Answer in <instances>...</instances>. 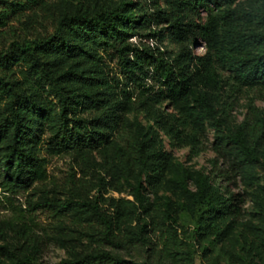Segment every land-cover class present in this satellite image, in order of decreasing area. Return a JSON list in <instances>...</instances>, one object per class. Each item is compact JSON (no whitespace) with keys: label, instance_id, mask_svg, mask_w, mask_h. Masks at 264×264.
<instances>
[{"label":"trees","instance_id":"16d2710c","mask_svg":"<svg viewBox=\"0 0 264 264\" xmlns=\"http://www.w3.org/2000/svg\"><path fill=\"white\" fill-rule=\"evenodd\" d=\"M209 1L217 7L214 11L208 9ZM237 1L150 0L148 12L133 9L132 3L113 6L102 1L91 10L75 7L62 13L49 37L12 42L0 51V150L6 185L24 191L45 178L43 160L35 152V137L36 128L50 117V101L38 94V89L46 92L47 87V93L57 99L59 121L46 144L50 154H72L93 166L99 157L116 169V186L122 180L132 188L135 209L142 214L148 211L144 192L158 190L165 174L175 167L171 180L191 205L196 235L204 230L212 234L223 220L237 215L238 209L222 200L207 175L197 172L194 189H190L183 168L174 165L168 153L155 149L153 134L158 131L175 147L196 154L205 125L210 124L214 134L224 137L234 151L244 173L250 177L255 168L264 170L263 114L251 109L233 132L225 134L237 98L222 71L229 68L240 84L264 78V8L244 15L232 8ZM8 2L14 8L27 9L42 1ZM201 10L206 11L204 19ZM131 29L146 34L133 43ZM165 32L175 51L162 47ZM196 40L203 43L202 55L193 52ZM98 48L116 58L120 77L105 74ZM75 58L81 67L62 72L61 67ZM17 64L25 66L20 79L12 71ZM72 82L85 83L90 89L73 92ZM84 110L92 117L80 116ZM132 178L134 185L129 181ZM118 187L115 190L120 193ZM100 190H104L103 184ZM102 191L94 201H49L42 206L59 213L72 206L86 209L104 226V240L116 245L113 228L119 231L120 223L129 220L133 203L109 199L104 210L98 204L104 201ZM259 241L258 251L264 256V237ZM175 244L169 235L164 252L176 255L169 249ZM9 264L37 263L24 257ZM58 264L130 263L109 252H98Z\"/></svg>","mask_w":264,"mask_h":264},{"label":"rangeland","instance_id":"374dc122","mask_svg":"<svg viewBox=\"0 0 264 264\" xmlns=\"http://www.w3.org/2000/svg\"><path fill=\"white\" fill-rule=\"evenodd\" d=\"M41 1L40 5L18 9L12 7L8 0H0V51L12 42L51 36L60 15L75 7L91 10L103 1L113 6L132 3L133 9L148 12L150 5V0ZM216 8L209 1L208 9L214 11ZM232 8L244 15H251L254 9L264 8V0H238ZM205 15L206 11L201 10L200 18L204 19ZM130 34L134 35L130 41L137 43L146 32L131 29ZM162 47L168 51L176 50L167 32ZM96 50L102 56L105 74L109 78L120 77L116 58L103 53L101 48ZM193 52L202 55L203 43L196 40ZM77 59L64 64L62 72L70 67L76 70L82 65ZM12 71L14 77L20 79L25 66L17 64ZM222 75L228 86L235 89L237 98L229 113L225 130L228 135L245 120L251 109L264 115V78L252 84H240L227 67ZM71 89L81 93L90 87L85 83L72 82ZM44 90L46 92L38 89V94L50 101L47 106L51 112L49 120L36 128L35 137V152L43 160L44 180L34 182L24 191L8 187L0 150V262L9 264L30 257L37 264H58L61 260L86 254L109 252L130 264H264V256L258 251L259 239L264 237V170L255 168L250 177L244 173L235 159L234 151L224 137L214 134L210 124L205 125L200 151L196 154L188 148L175 147L160 132H153L155 149L168 153L173 164L183 168L189 177L190 189H194L192 181L195 174L201 172L208 176L222 200L238 209L237 215L223 220L212 234L204 230L196 235L193 233L191 205L171 180L175 167L165 174L158 190L144 192L148 211L142 214L135 209L132 188L122 180L119 187L116 186V169L109 168L99 157L94 159L93 166L82 163L72 154H50L46 144L59 124L58 104L57 99L47 93V87ZM79 115L92 117L85 110ZM129 120L132 122L133 117L130 116ZM139 122L142 126L146 125L142 117H139ZM129 181L133 185L136 183L135 178ZM101 184L103 191L100 190ZM116 187L120 193L116 192ZM99 191H102L104 201L99 200L98 204L104 210H107L109 199H125L133 203L129 220L120 223L119 231L113 228L116 245L104 240V226L86 209L72 206L59 213L56 208L42 206L49 201L58 204L94 201ZM169 235L174 237L176 243L175 248L169 247L177 253L172 256L163 250Z\"/></svg>","mask_w":264,"mask_h":264}]
</instances>
